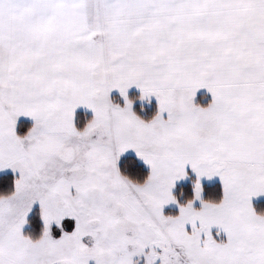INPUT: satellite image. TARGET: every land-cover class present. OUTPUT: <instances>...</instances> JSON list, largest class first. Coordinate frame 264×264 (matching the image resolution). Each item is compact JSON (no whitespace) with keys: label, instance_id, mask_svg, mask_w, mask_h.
<instances>
[{"label":"snow or ice","instance_id":"snow-or-ice-1","mask_svg":"<svg viewBox=\"0 0 264 264\" xmlns=\"http://www.w3.org/2000/svg\"><path fill=\"white\" fill-rule=\"evenodd\" d=\"M262 197L264 0H0V264H264Z\"/></svg>","mask_w":264,"mask_h":264},{"label":"rangeland","instance_id":"rangeland-1","mask_svg":"<svg viewBox=\"0 0 264 264\" xmlns=\"http://www.w3.org/2000/svg\"><path fill=\"white\" fill-rule=\"evenodd\" d=\"M261 200H264V197H262Z\"/></svg>","mask_w":264,"mask_h":264},{"label":"crops","instance_id":"crops-1","mask_svg":"<svg viewBox=\"0 0 264 264\" xmlns=\"http://www.w3.org/2000/svg\"><path fill=\"white\" fill-rule=\"evenodd\" d=\"M23 119V118H22Z\"/></svg>","mask_w":264,"mask_h":264}]
</instances>
